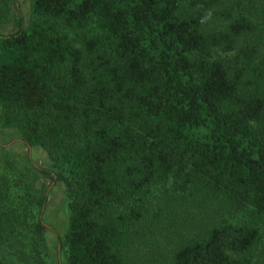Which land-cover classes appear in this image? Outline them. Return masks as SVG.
I'll use <instances>...</instances> for the list:
<instances>
[{
    "label": "trees",
    "instance_id": "obj_1",
    "mask_svg": "<svg viewBox=\"0 0 264 264\" xmlns=\"http://www.w3.org/2000/svg\"><path fill=\"white\" fill-rule=\"evenodd\" d=\"M14 23L0 33V126L62 183L67 222L57 237L46 193L19 196L0 209V244L20 225L29 250L0 262L51 264L48 231L54 264H264V0H30ZM187 202L197 218L144 262L145 223Z\"/></svg>",
    "mask_w": 264,
    "mask_h": 264
},
{
    "label": "rangeland",
    "instance_id": "obj_2",
    "mask_svg": "<svg viewBox=\"0 0 264 264\" xmlns=\"http://www.w3.org/2000/svg\"><path fill=\"white\" fill-rule=\"evenodd\" d=\"M9 6L8 17L0 24V33L11 32L15 29L16 8L21 15L23 23L29 16L30 0H7ZM30 159L33 164L48 168V160L45 153L38 147L29 148ZM27 147L20 141L18 131L14 128L0 126V209L16 207L20 197H24L27 192L46 193L45 203L41 211L42 221L48 225L54 235L61 237L65 231L67 222V199L63 191L62 183L50 182L49 179L38 174L28 163ZM157 192H161L157 191ZM2 197V198H1ZM157 200V198H153ZM163 198H160V203ZM32 206V207H31ZM30 211L36 215V207L31 205ZM161 214H166L165 209H161ZM175 221H167L165 225H159L149 220L143 226L147 230L146 236L137 244L138 253L141 254L144 262L152 260L159 252L156 247H164L170 253L171 241L173 238L183 236L185 230L192 219H196L198 214L191 203H186V208L175 207ZM192 218V219H190ZM169 227L170 230L167 228ZM170 232L171 237L166 233ZM25 229L18 225L12 235L5 237L3 244H0V259L5 250L23 248L28 252L29 244L25 236ZM170 242L167 243L166 239ZM44 251L48 253L50 260L57 261L61 258L58 252L57 239L51 232L45 231L43 235ZM150 245L153 248H150ZM168 253V254H169ZM28 254V253H27ZM0 264H18V260L12 256L5 255ZM142 261V260H139ZM142 261V262H143Z\"/></svg>",
    "mask_w": 264,
    "mask_h": 264
}]
</instances>
